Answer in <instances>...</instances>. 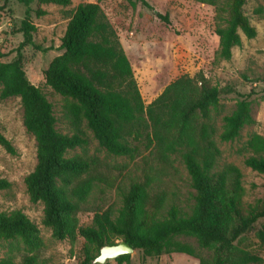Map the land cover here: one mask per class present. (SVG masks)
I'll return each mask as SVG.
<instances>
[{
	"label": "trees",
	"instance_id": "trees-1",
	"mask_svg": "<svg viewBox=\"0 0 264 264\" xmlns=\"http://www.w3.org/2000/svg\"><path fill=\"white\" fill-rule=\"evenodd\" d=\"M9 1L0 6V14ZM17 1L25 7L20 29L24 40L11 62L1 61L5 55L0 53V98L21 100L24 126L37 146V165L25 184L31 202L43 203V224L52 230L53 237L74 241L81 236L85 244L80 264H92L103 246L115 245L118 239L149 258L179 253L199 259L200 264H264L259 253L238 245L264 219V201L243 216L241 171L233 165L219 167L221 150L215 141L212 111L220 104L221 90L209 87L203 75L182 76L146 105L131 61L102 7L99 3H81L62 39L64 53L55 57L44 72L45 84L63 98L65 117L72 128V133H62L57 129L53 104L25 72L23 50L34 46L37 27L32 14L43 17L47 11L41 6H69L72 0ZM127 1L132 6L152 8L147 0ZM34 3L38 5L36 10ZM246 3L226 0V26L216 28L221 59L231 60L233 49L242 46L240 33L248 39L258 35L244 13ZM158 16L169 23L168 15ZM251 94L243 96L235 111L223 118L222 142L235 141L245 126L256 123ZM86 129L115 157L135 159L142 145L154 149L165 164L179 154L195 190L192 211L173 206L162 216L166 197L152 195L150 177L144 183L131 181L126 188L119 186L122 206L118 211H93V195L105 192L113 183L102 170L104 162L88 155L90 138ZM0 146L17 154L1 130ZM248 147L254 155L245 164L264 174V137L254 135ZM79 149L83 150L80 154L76 153ZM11 186L8 180L0 179V191ZM89 211L94 212L92 224L81 226L79 214ZM179 237L196 239L201 248L212 250L211 258L197 255L191 245L177 240ZM257 238L264 251V226L257 231ZM2 244H7L8 253L0 264L47 263L39 255L45 246L41 231L22 210L0 212ZM115 261L130 264V255Z\"/></svg>",
	"mask_w": 264,
	"mask_h": 264
},
{
	"label": "rangeland",
	"instance_id": "rangeland-1",
	"mask_svg": "<svg viewBox=\"0 0 264 264\" xmlns=\"http://www.w3.org/2000/svg\"><path fill=\"white\" fill-rule=\"evenodd\" d=\"M152 8L142 4L132 6L127 0H72L69 6L43 5L47 15L32 21L37 30L34 33V46L23 50L25 72L32 84L39 87L54 106L58 118L57 129L62 133H72L65 117L63 98L45 84L44 72L52 60L63 54L62 39L76 7L81 3H99L108 20L116 29L122 47L131 61L134 78L140 88L146 105L156 99L165 88L182 76L203 77L209 87L221 90L220 104L212 111V123L217 128L215 141L221 156L219 167L233 165L242 174L244 193L241 212L245 216L250 208L262 205L264 201V174L249 168L245 161L253 156L248 142L254 135L264 137V0H247L244 13L257 29L258 35L248 39L243 33L242 46L233 49L231 60L218 57L220 39L216 28L226 26L228 17L226 0H147ZM5 0H0V6ZM36 10L38 5L33 4ZM168 15L169 23L159 18ZM25 17V7L17 0H10L0 14V53L3 62H11L17 55L16 49L23 42L20 32ZM1 91V86H0ZM251 95L252 114L256 123L245 126L240 137L233 142H222L223 118L231 115L243 96ZM0 130L17 149L12 155L0 146V179L8 180L12 186L0 191V212L22 210L35 222L45 246L39 252L46 264H80L84 258L85 240L59 241L52 230L43 224L44 205L33 203L27 192L25 179L37 165L35 138L29 134L23 123V108L20 98L3 100L0 98ZM90 138L88 155L98 156L103 162L102 170L112 180V187L105 192H96L90 200L94 210L114 211L122 206L119 186L128 187L134 181L146 182L152 179L153 196L165 195L161 210L167 215L173 206L191 212L195 204V190L180 155L172 156L169 163H163L154 149L142 145L135 159L110 155L86 129ZM79 149L76 153L80 154ZM76 153H72L73 156ZM264 156V153L262 154ZM107 165V166H106ZM79 214L81 226L92 224L94 212ZM264 226L261 219L255 229L238 244L245 249H253L264 258L259 247L257 231ZM177 240L193 247L197 255L211 258L212 250L203 249L196 239L179 237ZM121 240H116V243ZM8 253L7 244L0 245V259ZM21 262L20 257L16 259ZM117 264L116 261H110ZM126 264V263H125ZM130 264H200L199 259L186 254H164L160 257H145L141 251L130 255Z\"/></svg>",
	"mask_w": 264,
	"mask_h": 264
},
{
	"label": "water",
	"instance_id": "water-1",
	"mask_svg": "<svg viewBox=\"0 0 264 264\" xmlns=\"http://www.w3.org/2000/svg\"><path fill=\"white\" fill-rule=\"evenodd\" d=\"M136 252L126 241H121L115 245L103 246L100 255L92 262V264H106L109 261L116 260L124 255H132Z\"/></svg>",
	"mask_w": 264,
	"mask_h": 264
}]
</instances>
